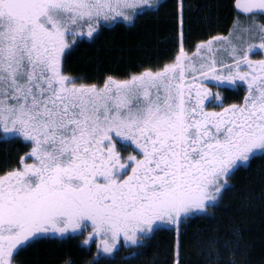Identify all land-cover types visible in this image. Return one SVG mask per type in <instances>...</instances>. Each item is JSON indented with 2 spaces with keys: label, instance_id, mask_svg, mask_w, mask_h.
<instances>
[{
  "label": "snow or ice",
  "instance_id": "6c2138e0",
  "mask_svg": "<svg viewBox=\"0 0 264 264\" xmlns=\"http://www.w3.org/2000/svg\"><path fill=\"white\" fill-rule=\"evenodd\" d=\"M138 2L0 0V133L30 142L33 160L22 157L21 167L0 175V264H13L34 239L89 224L84 243L98 237L104 253L121 237L136 245L159 222L179 225L204 211L237 163L264 151V60L253 64L232 45L236 71L217 75L213 45L224 37L189 56L181 31L172 63L122 81L108 76L102 87L61 71L74 29L87 27L91 37L102 20L131 21L127 10ZM235 6L264 12V0ZM261 41L264 48V35ZM241 63L251 71L241 74ZM209 76L244 82L243 102L207 111L211 94L197 80ZM117 143L136 154L123 158Z\"/></svg>",
  "mask_w": 264,
  "mask_h": 264
},
{
  "label": "trees",
  "instance_id": "16d2710c",
  "mask_svg": "<svg viewBox=\"0 0 264 264\" xmlns=\"http://www.w3.org/2000/svg\"><path fill=\"white\" fill-rule=\"evenodd\" d=\"M234 1L184 0V49L189 56L201 43L235 34L237 18L244 15L236 13ZM177 12V0H161L140 11L132 23L103 25L91 38L71 45L62 71L77 83L102 86L108 76L122 81L162 69L179 52ZM248 16L264 26L263 14ZM31 147L22 138L0 133V175L21 167L22 157L30 161ZM227 180L216 202L181 218L179 225L158 227L128 255L97 257L95 245L81 244L80 237H44L17 252L16 264H176V228L179 264H264V153L238 166Z\"/></svg>",
  "mask_w": 264,
  "mask_h": 264
},
{
  "label": "rangeland",
  "instance_id": "374dc122",
  "mask_svg": "<svg viewBox=\"0 0 264 264\" xmlns=\"http://www.w3.org/2000/svg\"><path fill=\"white\" fill-rule=\"evenodd\" d=\"M160 1L161 0H140V2H138V4H137L135 9L127 10L126 14L132 17L131 21H126V20L123 19V17H118L116 20H111V19L108 20V21H103L102 20L100 22L99 27L96 29V31L99 28H101L103 25H113V24H115L117 22H125L127 24L132 23L134 17H136L137 14L140 11H144V10H146L148 8L154 7ZM180 6L181 5L179 4L178 5V12H177L178 17L177 18H178V26L180 25V33H181V31L183 33L184 12H183V8L180 7ZM181 18H182V25L180 24ZM237 21L238 22L236 24L235 34H232V36H228V38L226 37L224 40H220L219 44H214L213 45V50L215 51V55H216V59H217V73L216 74L219 75V76H227L230 71L231 72H235L236 71V69H235V60L233 58V55L231 54L232 45H235L236 48H237V52H236L237 56H243L245 54V52H247L248 59L250 61H252L253 64H256L257 62L264 60V48H260L259 47L260 43L262 42L261 41V36L264 35V34L261 33V27L263 26L261 21L259 19H257V17H255V16L249 17L248 15L239 16L237 18ZM96 31L94 33H96ZM74 32L76 33L75 35H69L67 37L68 47L65 49V52H64V54L62 56V61H63V57H64L65 53L67 52V50L71 47V45L74 42H77L79 39H82V38H88L89 39V38L92 37V36L89 37L87 35V27H84L83 30L74 29ZM255 35H256L257 39H255ZM237 37H240V39H237ZM249 45H253L254 46L251 51H247ZM220 46L223 47L222 50L220 49ZM217 49H219V52L216 51ZM254 51H256V52H254ZM253 52H254V54H253ZM202 55H207L206 51L202 52ZM62 61H61V71H62ZM223 64H230V65H233V67L231 69L224 68V67H222ZM239 71H240L241 74H244V73L250 72L251 70L247 67L246 64L241 63ZM201 82L203 83V86L206 87L208 82H213V83H215L217 85H220L219 83H221L222 81L216 80V79H212L211 76H209L208 79L198 78L197 83L199 84ZM236 82H237V86L238 87L242 86V88H244V89L247 88V85L244 82L239 81V80L236 81ZM77 84H80V83H77ZM216 89H218V88H215L214 90H216ZM210 102H211V104L212 103L213 104L214 103L221 104L220 98L217 101V98H214L211 95H210ZM229 106H231V105H229ZM229 106H227V107H229ZM218 109H221V107L220 108L209 107V111H217L218 112ZM3 137L4 138H9V137L4 136V134H3ZM133 148H134V146L125 148V147H122L119 143H117V149L121 153V156L123 158H125V159L129 155H135L136 154L133 151ZM261 153H264V151L257 150L254 155H258V154H261ZM254 155H251L249 160ZM249 160L246 161V162H238L237 166L232 170V172L238 166L248 163ZM24 162L25 163H32L33 160L30 159V161L26 160ZM228 177L226 178V180L228 179ZM223 182L224 181L222 180L221 183H223ZM227 182H228V180H227ZM226 185H227V183H226ZM209 204H211V203H209ZM198 212H201V211H195L194 210L192 213H189L187 216H182L181 218L191 216V215H193L195 213H198ZM169 225H173V224H169L167 221L159 222V224L157 226H154V229H153L152 232L147 233L146 235L143 236V238L140 240V242L143 241L144 238L150 236L158 227H160V226H169ZM177 230H179V229H177ZM91 232H92V229H91V226L89 224V226L86 227V228H82L80 230H77L76 232H71L70 231V232L66 233L65 235H63V236H60L59 234L49 233L46 237L50 238V239H61V238H68V237H71V236L80 237L79 241H80L81 244L86 245V246H91L92 244L95 245V249H96L95 253H96L97 257L98 256L112 257V256H117V255H119L120 257H121V255L125 256L126 254L127 255L130 254V252L132 250L130 247L135 246V245H133L131 243L125 244L124 241H123V238L121 237L119 243L117 244L116 249H114V251L111 254L104 253L102 248L98 247V244L100 243V238L93 237L91 240H89V242L87 244L84 243L85 240H88V237H89ZM175 234H177V232ZM177 235H179V233ZM179 237L176 238L175 248H176V244L180 243V238ZM37 239H39V238H37ZM34 240H36V239H34ZM21 249H19L17 252L19 253ZM176 252H175V260H176V263H177L178 247H177V251ZM16 253H14V256H15ZM13 264H16L15 257L13 258Z\"/></svg>",
  "mask_w": 264,
  "mask_h": 264
},
{
  "label": "flooded vegetation",
  "instance_id": "af4514ba",
  "mask_svg": "<svg viewBox=\"0 0 264 264\" xmlns=\"http://www.w3.org/2000/svg\"><path fill=\"white\" fill-rule=\"evenodd\" d=\"M183 4H184V0H183ZM219 84L220 85H217L213 82H208L207 86L206 87L204 86V88L207 89V91L211 94V96H213L214 98H217V97L220 98V102H221L220 105H222V107H221V109H218V112L222 111L223 107H227V106L233 105V104L238 105V104H241L243 102L244 97L247 94L246 89L242 88V86L238 87L237 82L230 84V83H228V81H222ZM215 88H218V89L214 90ZM231 95H233V96H231ZM238 99H240V100H238ZM216 105H217L216 103L211 104L210 96L205 101V109L207 111H209V107L220 108Z\"/></svg>",
  "mask_w": 264,
  "mask_h": 264
},
{
  "label": "water",
  "instance_id": "95a60500",
  "mask_svg": "<svg viewBox=\"0 0 264 264\" xmlns=\"http://www.w3.org/2000/svg\"><path fill=\"white\" fill-rule=\"evenodd\" d=\"M235 4H236V0L234 1V9H235V11L238 14H245V15L263 14L264 15V12H262L261 10H254L252 13H244V12L240 11L239 9H237L236 6H235Z\"/></svg>",
  "mask_w": 264,
  "mask_h": 264
},
{
  "label": "bare ground",
  "instance_id": "6f19581e",
  "mask_svg": "<svg viewBox=\"0 0 264 264\" xmlns=\"http://www.w3.org/2000/svg\"><path fill=\"white\" fill-rule=\"evenodd\" d=\"M181 11V10H180ZM178 241V240H177ZM177 247H178V245H177Z\"/></svg>",
  "mask_w": 264,
  "mask_h": 264
}]
</instances>
